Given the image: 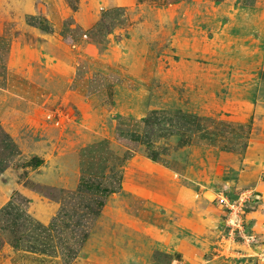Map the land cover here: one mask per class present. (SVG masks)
Masks as SVG:
<instances>
[{
	"label": "crops",
	"instance_id": "crops-1",
	"mask_svg": "<svg viewBox=\"0 0 264 264\" xmlns=\"http://www.w3.org/2000/svg\"><path fill=\"white\" fill-rule=\"evenodd\" d=\"M84 1L77 10L65 0H21L0 9V264H146L144 256L120 259L119 253L126 250L121 245L125 238L118 233L121 218L132 221L147 237H153L151 229L163 230L127 211L123 203L110 206L109 200L126 189L127 173L135 177L131 187L158 185L168 198L183 189L176 182L182 173L167 165L179 160L175 152L212 148L247 157L252 149L256 127L231 113L175 106V117L182 112L213 121L191 133L178 129L177 120L168 122V112L175 109L157 87L158 68L154 70L143 53L97 41L100 17ZM134 1L113 4L121 8L115 9L116 22L128 21L126 8ZM121 26L117 28L123 30ZM77 27L81 33H76ZM261 70L264 76V57ZM156 115L165 120L157 122ZM170 128L178 131L169 133ZM244 142L245 151H238ZM150 151H160L166 163L151 160ZM33 158L41 165L31 162ZM148 164L158 168L153 171ZM112 170L123 175L122 188L91 220L84 204L68 197L82 177L97 176L105 183ZM34 186L55 190L63 198L41 194ZM253 189L264 194V180ZM133 193L146 198L137 189ZM142 205L149 209L150 204ZM263 210L264 200L247 219L264 237ZM114 211L116 218H103ZM158 246L159 255L172 256Z\"/></svg>",
	"mask_w": 264,
	"mask_h": 264
},
{
	"label": "rangeland",
	"instance_id": "rangeland-1",
	"mask_svg": "<svg viewBox=\"0 0 264 264\" xmlns=\"http://www.w3.org/2000/svg\"><path fill=\"white\" fill-rule=\"evenodd\" d=\"M116 1L133 2H83L89 11L100 17L97 41L104 47L113 42L118 49L130 48L149 56L152 68H158L157 87L170 97L167 99L172 110L178 106L187 110L231 113L237 119L251 122L252 128L253 124L256 127L247 157L212 148L192 147L179 154L175 152L174 158L178 155L179 160L174 159L167 165L182 173L176 181V185L183 188L178 196L172 191L165 198L166 194L158 190V185L131 187L135 177L127 173L128 188L111 198L110 206L113 202L123 203L127 211L158 223L163 230L151 229L153 237L149 234L147 237L132 221L121 218L118 233L125 238L121 245L126 249L119 253L121 261L144 256L146 264L156 261L164 264H264V237L256 234L253 220L247 219L264 200V194L257 195L253 189L264 180V76L261 70L264 0H136L126 8L128 21L125 23L116 22L118 14L113 5ZM13 2L19 4L21 0H0V9L5 10ZM65 2L70 8V3H75L77 9L80 7V0ZM120 23L123 30L117 28ZM74 30L82 32L78 27ZM9 43L8 39L3 46L9 47ZM258 103L260 106L256 107ZM177 111H169L167 116L175 117ZM112 160L110 158V162ZM148 167L158 168L156 164H148ZM226 181L230 186L228 195L235 201L243 193L252 194L251 201L245 203V238L226 230L224 215L227 212L216 199V193L224 189ZM34 188L48 196H63L55 190ZM135 189L146 198L134 195ZM141 202L150 204L149 209L142 207ZM116 215L115 211L109 212L103 218L111 220ZM261 223L264 224V218ZM155 241L173 252L172 256L159 255Z\"/></svg>",
	"mask_w": 264,
	"mask_h": 264
},
{
	"label": "trees",
	"instance_id": "trees-1",
	"mask_svg": "<svg viewBox=\"0 0 264 264\" xmlns=\"http://www.w3.org/2000/svg\"><path fill=\"white\" fill-rule=\"evenodd\" d=\"M216 2H220L222 0H214ZM77 2V1H76ZM78 3V2H77ZM71 8L73 10H77V5L74 3H70ZM118 11H121V8H116ZM157 119L156 121H162L165 120V118H160L159 116H155ZM178 121L180 124L178 125V129L185 130L187 132L196 131L198 128V125H206L208 121H213L211 118H204L199 117L195 114L191 113H182L179 112L176 117L169 118L168 122H174ZM148 121V120H147ZM217 122V121H215ZM217 124L225 125V126H231L234 123L232 122H226V121H219ZM169 125L172 127L175 124L169 123ZM176 126V125H175ZM243 126V125H242ZM248 127L250 128V124H248ZM177 132L175 129L170 128L169 133L171 132ZM182 144V143H181ZM183 145V144H182ZM247 146V143L244 142L242 146L238 147V151L243 149L245 151ZM227 151H234L233 148L229 149ZM160 151H150L149 152V158L155 162H162L163 164L165 162V158L160 157ZM165 154V152H163ZM35 164L41 165L42 161L38 158H34ZM108 182H102L100 177L93 176V177H82L80 186L78 187V190L76 192L71 193V195L68 197L70 200L77 201L84 204V208L86 210V214L89 217V219L94 220L99 214L100 211L103 209L107 198L112 194L119 192L121 189V184L123 180V176L121 173L116 172L115 170H112L110 174H108ZM44 194V193H43ZM46 195V194H45ZM85 200V201H84ZM86 204H85V203ZM87 234L82 236V239L86 237ZM82 243V241L80 242Z\"/></svg>",
	"mask_w": 264,
	"mask_h": 264
},
{
	"label": "built area",
	"instance_id": "built-area-1",
	"mask_svg": "<svg viewBox=\"0 0 264 264\" xmlns=\"http://www.w3.org/2000/svg\"><path fill=\"white\" fill-rule=\"evenodd\" d=\"M86 37V34H83ZM75 41L76 37H72ZM224 189L217 194L219 205L225 208L227 212L224 215L226 230L229 234H239L245 238V224H246V210L245 203L251 201V192H246L240 195L237 201L228 195L227 191H230L229 181H226L223 185ZM262 197V196H261Z\"/></svg>",
	"mask_w": 264,
	"mask_h": 264
}]
</instances>
